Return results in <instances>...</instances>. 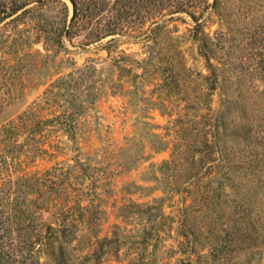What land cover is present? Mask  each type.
Masks as SVG:
<instances>
[{"label":"rangeland","instance_id":"rangeland-1","mask_svg":"<svg viewBox=\"0 0 264 264\" xmlns=\"http://www.w3.org/2000/svg\"><path fill=\"white\" fill-rule=\"evenodd\" d=\"M55 1L0 17V264H264V0Z\"/></svg>","mask_w":264,"mask_h":264},{"label":"trees","instance_id":"trees-1","mask_svg":"<svg viewBox=\"0 0 264 264\" xmlns=\"http://www.w3.org/2000/svg\"><path fill=\"white\" fill-rule=\"evenodd\" d=\"M47 1V0H46ZM45 0H35V3L38 4V6L34 9L27 8L28 6L32 3L29 0H9L8 2H4L0 0V14H1V21H12V22H17L19 19L22 17H25L27 14H30V17L32 16V13L34 10L39 11L38 14L41 12L43 7H45L48 3ZM73 8V15L71 18L70 23L67 25V17H68V9L65 3H63L61 0H56L55 2H58L60 6L63 9V18L57 27L58 33H57V41H53L51 44L52 45H63L64 39L68 38L71 40L72 36H74L78 32H84L86 33L85 36L87 40L85 43H83V46H88L90 45L93 41H90V38H95V41H101L102 39H105L110 36H114L116 33V29L114 28L117 26V23H114L111 27L109 25L106 26V31L105 33H100L99 31H95V33H89L88 32V27L87 24H90L93 20L97 21L98 18H101L102 13L104 12V8H98V1L97 0H68ZM54 2V0H53ZM116 3H119L120 0L115 1ZM34 3V2H33ZM103 5V4H100ZM118 14L117 19L119 18L120 11H116ZM35 18H42V14H39L38 17ZM100 25V22H98ZM43 29L45 28L42 27L41 32H43ZM49 32V31H48ZM94 41V42H95ZM108 41L107 44H109ZM62 126L64 125V130L65 132L70 130V123L68 120H65L61 122ZM73 139V137H71ZM64 213V210H63ZM62 218L66 220V216H63ZM8 218H5V220H2L0 217V227L5 225L6 223H10L12 220L9 218V221H7ZM61 220V219H60ZM66 221H57L52 223L55 224L53 226L52 224H48L46 226V229L52 233L53 235V240H57V233H60V238L62 237V234L68 232L67 230V225H65ZM66 229V230H65ZM12 231V230H10ZM14 232V231H13ZM62 233V234H61ZM50 236V235H49ZM46 238V237H44ZM51 238V236H50ZM5 237L0 234V241H4ZM1 243V242H0ZM47 244V243H43ZM42 244V245H43ZM1 252V251H0Z\"/></svg>","mask_w":264,"mask_h":264}]
</instances>
